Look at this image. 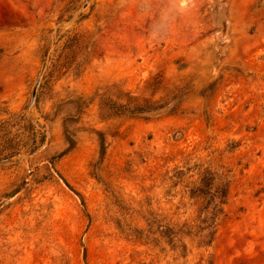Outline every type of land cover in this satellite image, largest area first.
<instances>
[{
    "label": "rangeland",
    "instance_id": "obj_1",
    "mask_svg": "<svg viewBox=\"0 0 264 264\" xmlns=\"http://www.w3.org/2000/svg\"><path fill=\"white\" fill-rule=\"evenodd\" d=\"M0 264H264V0H0Z\"/></svg>",
    "mask_w": 264,
    "mask_h": 264
},
{
    "label": "trees",
    "instance_id": "obj_2",
    "mask_svg": "<svg viewBox=\"0 0 264 264\" xmlns=\"http://www.w3.org/2000/svg\"><path fill=\"white\" fill-rule=\"evenodd\" d=\"M101 154H105L104 142L101 143ZM212 164L196 163L193 167H184L183 169L175 170V178L178 184L183 185V190L188 194L190 199H194V203L202 208L210 204H214V209L222 213L223 205L227 203L229 196L228 182L219 178L218 182L214 179L216 174L213 171ZM216 187L215 194L207 198L209 191L206 188L212 189ZM212 217L217 218L214 214Z\"/></svg>",
    "mask_w": 264,
    "mask_h": 264
},
{
    "label": "water",
    "instance_id": "obj_3",
    "mask_svg": "<svg viewBox=\"0 0 264 264\" xmlns=\"http://www.w3.org/2000/svg\"><path fill=\"white\" fill-rule=\"evenodd\" d=\"M218 22H219V24L222 27V31L226 32V30L228 28L229 21H228L227 16L224 14V12H223V10L221 8L219 9ZM38 85L39 84L37 83L36 87L34 89V92H33V95H32V102H34V100L36 98ZM167 111H168V106H164V107L156 108V109H153L151 111L143 112V113H145L147 115H150V116H157V115L164 114Z\"/></svg>",
    "mask_w": 264,
    "mask_h": 264
}]
</instances>
